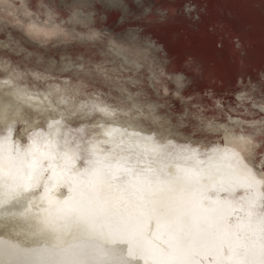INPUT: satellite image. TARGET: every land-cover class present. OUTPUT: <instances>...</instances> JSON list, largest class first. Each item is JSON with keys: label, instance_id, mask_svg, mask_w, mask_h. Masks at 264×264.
Returning a JSON list of instances; mask_svg holds the SVG:
<instances>
[{"label": "rangeland", "instance_id": "374dc122", "mask_svg": "<svg viewBox=\"0 0 264 264\" xmlns=\"http://www.w3.org/2000/svg\"><path fill=\"white\" fill-rule=\"evenodd\" d=\"M130 34L135 41L128 39ZM102 55L118 67L108 63L93 67L90 59L100 60ZM134 74L147 80L153 95L165 105L166 115L158 124L152 118L145 121L155 130L156 125L172 124L167 111L175 115L176 125L182 120L189 123L188 108L195 122L203 121L190 128L182 125L181 134L202 139L207 146L221 145L222 133L209 139L203 129L213 106L220 114L211 120L215 126L237 120L264 123V0H0V99L19 104L23 127L44 128L46 121L58 117L78 126L85 121L74 102L78 90L70 81L84 84L89 96L100 88L126 102L127 93L121 89ZM21 81L33 89L36 85L47 89L51 84L52 94H35ZM62 128L54 127L55 133H62ZM63 131L80 141L87 133L78 130L71 136ZM242 135L225 136L222 143L238 144ZM54 142L68 164L89 155L75 146L62 151L59 141ZM153 159L136 152L131 162L133 173H140L136 180L148 176L170 181L172 177L166 179L162 173L179 160ZM191 161V167H203ZM259 168L264 172V160ZM199 171L179 173L195 176L194 186H203L202 196L193 204L202 201L219 208L212 200L222 202L205 186L209 170ZM119 173L133 180L131 172Z\"/></svg>", "mask_w": 264, "mask_h": 264}, {"label": "snow or ice", "instance_id": "6c2138e0", "mask_svg": "<svg viewBox=\"0 0 264 264\" xmlns=\"http://www.w3.org/2000/svg\"><path fill=\"white\" fill-rule=\"evenodd\" d=\"M128 39L135 41V36L130 34ZM92 110L115 115L106 106L92 105ZM126 114L133 120L147 121L151 117V113L139 109ZM22 118V109L16 101L0 99V120L4 122L0 134V209L3 210L0 228L7 232L16 231L13 218L32 211L30 203L20 211L22 198L38 183L43 171L41 158L47 154L37 141L24 150L15 142L8 144L7 133ZM53 123L59 125L61 121ZM104 135L110 140H89L85 145V150L96 158L85 162H95L100 167L93 170V179L82 184L79 200L72 206L38 208L36 223L28 235L58 239L62 231L76 229L91 237H120L131 241L129 252L151 259L152 264H204L203 257H209L207 264H264V195H257L254 175L242 174L245 195L227 208L209 207L202 201L193 206L185 194L192 190L196 178L178 172L168 173L172 179L164 182L163 187H153L151 181L144 179L131 191L119 189L114 182L122 177L117 173L133 172L131 156L114 154V149L101 147L110 142L122 145V139L112 141L110 131L106 130ZM145 140L151 142V151L163 147L155 136H147ZM75 146L79 148V144ZM232 167L238 169L235 162ZM176 193L182 195L178 198ZM152 219L156 223L155 232L146 226ZM116 252L95 238L59 248L22 247L3 240L0 264H131Z\"/></svg>", "mask_w": 264, "mask_h": 264}, {"label": "bare ground", "instance_id": "6f19581e", "mask_svg": "<svg viewBox=\"0 0 264 264\" xmlns=\"http://www.w3.org/2000/svg\"><path fill=\"white\" fill-rule=\"evenodd\" d=\"M95 53L98 56L99 52H95ZM90 60L93 61L92 62L94 65L93 67L100 66L101 64H107V63L110 65H113L114 67H118L117 65H114L108 58H106V56L105 57L103 56V58H101L100 60L95 59V58L90 59ZM17 69L21 70L22 68H17ZM134 75L135 76H133L132 78L131 76L127 78L129 79V81L125 82L124 87L121 89L123 92L127 93L126 94L127 96H125L127 98L126 102L117 101L114 98V95L111 91H110V94H111L110 95L109 93H107V91L100 90V88H96V91L91 90L95 94L93 93V96H89V91H86L84 84L73 83L70 81V83L73 86H75V89L78 90V94H77L78 98H76L74 102L78 103L77 105L80 108L79 117L83 121H85L84 123H91V124H94V126L96 124L103 125L101 131H97L95 129L96 131L92 130L93 132H90V139L91 140L98 139V140H104V141L110 140L108 136L104 135V132L107 130L112 133V138H111L112 141H116V139H120V140L122 139V141L124 142L128 143L129 141L130 143L136 144V148L132 145L130 147H127V146L123 147L122 145H116L114 142H110L114 145L109 144L108 146L107 145L108 143L101 145V147H107V148L114 149V154L118 153L121 156H131V162L133 164L135 161V155L137 151L141 153L143 152L146 156L149 155L151 159H153L154 156L155 157L161 156L164 158H175L177 160H186V161L192 160L191 162L203 164L204 163L203 160H200L199 158L196 157V156H199L198 153L194 155L195 152H197L198 150H196L193 153L184 152L181 149H172L173 147H171L170 144L168 145L165 144L163 145V147H157L156 151L150 150L152 146L151 142L146 141L145 137L151 134L154 135L155 137L157 136L158 140H160L162 143L172 142L171 143L172 145H177V146H181L180 141H176V140L172 141V139L178 138L184 143H190L192 141V144L194 146L203 145L204 148L207 147L206 144H208V142H204L202 141V139L199 140L194 137L184 136L185 132L181 134L180 127L182 125L189 124L188 125L189 127L187 128H190L192 124L195 125V123L201 119L199 118L195 122L194 115L188 108L186 109L189 112V115L187 118V121L188 119L190 120L189 123L182 120L178 123V125H176L174 122L177 120L174 117L175 115L166 110L167 114L173 117V122L169 126H166L165 124H163V126L156 125L157 130L151 128L149 124L145 123V121L133 120L130 115L126 114L129 112L135 113L136 110L138 109L143 110L146 114L151 113L150 118H152L151 121L154 124H158L157 120L164 117L163 115H166L164 112V108H163L165 105L162 102H160V100H157L158 98H156L153 95V93L150 90V86L147 80H142L141 79L142 77L140 78L138 74H134ZM123 77L126 78L125 75ZM21 84L23 86L31 88V91H34L35 94H39V95L41 94L43 96L52 94L53 86H51V84L49 85V88L47 89L40 88L39 85H36V88L33 89L32 85H30L29 83H24L22 81H21ZM32 84L34 85V83ZM94 95L96 96L94 97ZM92 105H100L102 107L106 106L109 108V111L114 110L115 115L107 116L104 113H101L96 110H92ZM213 107L216 108V106H213ZM214 108H213L214 112L210 113V117L207 118L208 122L204 125L205 128H203L204 132H206L205 134L206 138L208 137L209 139L213 138V135L219 132L222 133L221 135L222 142L225 136L228 137L233 134H238V135L243 134L242 137H244V139L239 141L238 144L233 143L230 146H227L226 144L221 142V145H223L224 147L222 148L217 147L214 149L215 152L213 154L207 156L206 158L203 157L205 161L206 160L208 161L210 156L212 155L217 156L216 158L220 160L223 164H225L222 167H220L226 171L224 175L234 174V176L231 179L229 178V180L225 179L223 176L218 181L209 179V181L205 183V186L209 187L208 190L212 191L214 193V196H216L219 199V201L222 202V204L218 203V201L216 200H212V201L217 203V205L219 204V208H227L229 206H233L235 203V200L233 199L234 197L233 194L235 191L245 192V186L241 182L242 174H244L245 172H248L251 175H254L255 180H256L257 195L258 196L264 195V172L262 170L263 168H259V166H261V163L264 160V123H262L261 120L254 121V122H248L245 120H241V121L237 120V121H232L228 124L215 126L214 124H212L211 120L213 119V117H218L220 114ZM261 109L264 110V107H261ZM21 120H19L16 123L14 129L17 130L18 126L21 125V129H22L21 132L19 131L15 135L16 137L21 135L19 136V138L22 137L23 141H20L19 138L16 140V137L13 134L14 132H10V133H7L8 138H9L8 144L11 145L12 142H15L17 145H19L21 150H24L26 147L32 146L33 141H37L40 143L42 149L47 153L45 156L41 158V162L43 165V171L40 173L38 183L34 186V187H37V185H43L44 188L41 187L43 188L41 191H39L40 189L39 190L36 189L34 191V187H33V189L27 192L25 194V197L22 198L23 207L27 204L26 203L27 201L29 200L32 201L31 203L33 205L31 209H33L32 210L33 213L30 212L26 214L25 216L18 215L15 218H13V223L16 225V228H21L24 231H29L30 229L32 230L34 226L33 225L34 224V201L38 200L37 194L38 196L43 195L42 200H44L45 203L47 201H51L54 204H56V206L57 205L61 207L62 206L64 207L72 206L79 200V193H80L82 184L85 181L93 179V170L96 168H99L100 166H96L97 163L95 162H91V163L85 162L86 160L95 161L96 158L90 154L88 155V157H86L85 160L82 159L81 157H78L76 161L74 162V164L72 165L68 164L66 160H64L65 159L64 156L60 154L63 157L62 158L58 154L60 151L58 150L55 142L49 138V135L46 132H44L43 130L42 131L40 130V128L42 129V126L28 125L30 127L25 128L22 126ZM201 121L203 120L201 119ZM1 125L4 126V122L2 120H0V126ZM0 129H1L0 131L3 134V129L1 127ZM163 129L165 131H161ZM136 133H139V134L137 135ZM30 136L32 137L31 140L29 139ZM182 136L184 137L183 140L181 139ZM22 144H26V145H22ZM47 144H50L51 147H44ZM216 149H218V152L216 151ZM168 150H171L173 152L168 154L167 152ZM237 153H240L241 161H242L238 165L236 164L238 166V169L232 167L233 164H231V162L228 160V157L233 158ZM225 155L227 156L225 157ZM222 156H224L225 158H223ZM187 157H191V158H187ZM220 158H222L223 161ZM79 162H82V165H79L78 164ZM152 167L154 168L155 166H152ZM85 169H87V172L85 171ZM186 169H187L186 171H175V173L177 172L178 173H188L187 171H196V170H192L188 168ZM218 172L220 173V175H222V172L220 171ZM131 174H132L131 177L133 178V180L128 181V179H124L118 172L117 175L122 177V179L114 183L117 184L119 189H126L128 191H131L132 189L140 185V181L138 182L136 180L137 176L133 172H131ZM138 174L140 175V173ZM142 179L143 180L147 179L151 181V184L153 187L165 186L164 180H162L161 178L159 180H156V179H152L151 177L149 179L148 176H144ZM220 190H225L224 192L223 191L222 192L227 194V196H225L224 199H221ZM114 192H115V189H114ZM34 194L36 196L35 198H34ZM116 194H120V193L117 192ZM198 204L195 203L193 204V206H198ZM50 206H53V204L49 203L46 206V209H48ZM179 207H180L179 205L176 206L177 210H179ZM213 207L218 208L217 206H213ZM151 221L154 222L155 219H152ZM151 221L148 222L146 225L148 230L151 229V227H149ZM152 229H154L153 225H152ZM0 231L5 232V230L2 228H0ZM97 238L104 239L102 236H98ZM111 239L118 246L116 248L118 250V252H116V255L127 258L131 262V264H140V263L141 264H152L151 259L146 260L138 256L137 254H135L134 251L133 252L128 251L131 248L130 245H132L130 240L125 239L126 240L125 242L129 244V247H130L129 248L127 246H119L120 244L123 245L122 241H120L121 240L120 237H114ZM33 240L34 239H31L30 241H33ZM99 243L104 244V245L106 244V242H103V241ZM208 259L209 257H203L204 264H207Z\"/></svg>", "mask_w": 264, "mask_h": 264}, {"label": "water", "instance_id": "95a60500", "mask_svg": "<svg viewBox=\"0 0 264 264\" xmlns=\"http://www.w3.org/2000/svg\"><path fill=\"white\" fill-rule=\"evenodd\" d=\"M58 118H57V120L61 121V123L59 125H63V128L62 129L63 130H68L69 131V134L71 136H76V134H78L77 133L78 130H85L87 132L85 139L83 141H80L76 137H74V138H71L70 136L67 137L65 135V133H64L63 130H61L62 133L61 132H58V134H56L55 133V130H54V127H56L57 124L53 123V121H50V120L46 121L45 127L44 128L42 127V129L40 128V130L42 131V130L45 129L44 132L51 131V135L49 136V138L51 140H53V141H55V139L57 141H59L58 143H60L61 146L65 148V149L60 148L62 151H64V150H71L72 147L75 146V144H79V147L85 148L86 143L89 140H91L90 139V132H93L92 130H95V129L97 131H101L102 130V126L100 127V124H96L94 126V124H91V123H80V125L77 126V124H74L73 122H70V121L66 120L65 118L64 119H61V118L58 119ZM54 121H56V120H54ZM52 123L54 125H52ZM50 124H51V127H49ZM0 127L2 129H4V126L1 125ZM21 130H22L21 129V125H19L18 128H17V130L14 129V131H12V132H14L13 134L15 135L17 132H19V131L21 132ZM103 131H104V129H103ZM28 133H30V132H28ZM19 136H21V135H19ZM19 136L16 137V135H15L16 140L19 138ZM149 136H154V135L151 134ZM56 137H58L59 139H57ZM63 137H64V139H63ZM66 138H67V140H66ZM19 139H20V141H23V138L22 137L19 138ZM155 139L157 141H159L162 145H165V144L168 145V144H170V146L173 147L172 149H181L184 152H191V153H193L196 150H198L197 152H195L194 155H196V153H198L199 156H196V157L199 158L200 160H203V162H204L202 165L200 164L201 166H203L202 168H200V167L199 168H196V165H195V167H191L190 161L179 160L176 163V165L173 164V167L171 168L170 171H167V173H165V172L162 173L164 175V177H166V179L169 178L168 177L169 176L168 173H170V172L171 173H175V171H186L187 170L186 169L187 166H190L191 167L190 169H192V170L196 169L198 173H201L199 170H203V168L208 169L209 172L207 173V175H208V177L211 180H214V181L220 180L221 177H223V176H224L225 179H228V180H229V178L231 179L234 176V174H226V175H224V173L226 171L223 168H220V167H222L223 163L216 158L217 156L212 155V156H210V158H209L208 161L207 160L206 161L204 160V158H206L207 156H209V155H211V154H213L215 152L214 151L215 148H217V147L222 148V147H224L223 145H216V146L213 145V146H207V147L204 148L203 146H194L193 144H190V143L180 142L181 143L180 144L181 146H177V145H172L171 144L172 142L171 143H168V142L167 143H162L160 140H158V137L157 136L155 137ZM119 140L120 139H116V141H119ZM172 141H173V139H172ZM73 142H75V144ZM122 143H124V144H122L123 147L124 146L125 147L126 146L127 147H130L132 145V146H134L136 148V144L130 143L129 141H128V143L122 141ZM109 144L110 145H114L112 143H108L107 145L109 146ZM22 145H26V144H22ZM104 148H107V147H104ZM216 151L218 152V149H216ZM167 152H168V154H170L173 151L168 150ZM226 156L227 155H225V157ZM222 157L225 158L224 156H222ZM81 158L84 159V160L86 159L85 156H83ZM187 158H191V157H187ZM229 158L230 157H228V160L231 162V164H233L234 161H236L235 164H237V165L242 162L241 161V155H240V153H237L233 158H230V159ZM213 159H215V160H213ZM220 159L223 161L222 158H220ZM149 161H151V160L149 159ZM82 162H79L78 164L79 165H82ZM96 166H100V165L97 163ZM218 171L222 172V175H220V173ZM39 186H40V188H39ZM41 187H43V185H37V187H34V191L36 189H38V190L40 189L39 191H41L44 188V187L43 188H41ZM202 187L203 186H199V185L193 186L192 190L189 191L187 194H185V198L191 200L192 203H193V201H195L199 196H202L200 194V191H201V188ZM220 191H221V193H220L221 199H224V197L227 196V194L223 193L225 190H220ZM41 194H43V193H41ZM211 194H214V193H211ZM175 195H176V197L179 198L182 194L181 193H176ZM244 195H245V192H243V191H235L234 194H233V196H234L233 199L236 201L237 198L243 197ZM35 197L36 196L34 194V198ZM37 198H38V200L37 201H34V224L33 225H35V223H36L35 216L37 214V209L38 208L39 209H46V206L49 203H52L53 206H56V204H54L51 201H47L45 203L44 200H42L43 199V195L38 196V194H37ZM31 202H32L31 200L27 201L26 202L27 204L23 208H21L20 211H23L24 208H27L29 206V203L31 204V207H32L33 204ZM62 207H64V206H62ZM0 211H3V210L0 209ZM31 212L33 213V211H31ZM154 223H155V221L154 222L151 221L150 226L148 224V226L151 227V229H149V230L152 231V232H155V230H156L155 227H154V229H152V225ZM30 231H31V229L29 231H24L21 228H16V231H13V232L0 231V241L9 240V241H11L13 243H16V244L21 245L22 247L32 246V245H48L49 247H57V248H59V247H64V246L72 245V244L76 243L77 241L95 238L96 240H98V242H101V241L106 242L105 245H107L110 249H113V248L116 249L118 247L112 241L111 238L103 237L104 239H101V238H97V237H91L88 233L83 232V231H78L76 229L62 231L60 233L58 239H51V238L47 237L46 235L30 236V235H28V233ZM31 239H34V240L33 241H30ZM120 239H121L120 241H122L123 245L120 244L119 246H127V247H129V244H127L125 242L126 241L125 239H122V238H120ZM130 247H132V245H130ZM117 252H118V250H117Z\"/></svg>", "mask_w": 264, "mask_h": 264}]
</instances>
